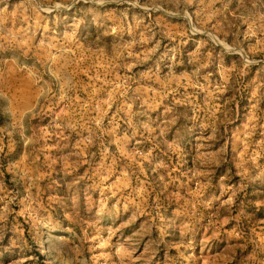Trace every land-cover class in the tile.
Instances as JSON below:
<instances>
[{
	"label": "rangeland",
	"instance_id": "1",
	"mask_svg": "<svg viewBox=\"0 0 264 264\" xmlns=\"http://www.w3.org/2000/svg\"><path fill=\"white\" fill-rule=\"evenodd\" d=\"M0 264H264V0H0Z\"/></svg>",
	"mask_w": 264,
	"mask_h": 264
}]
</instances>
